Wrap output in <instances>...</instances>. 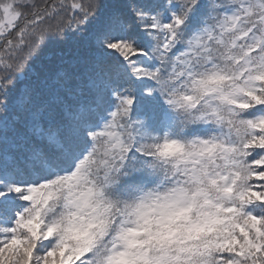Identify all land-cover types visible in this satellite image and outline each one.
I'll return each instance as SVG.
<instances>
[{"label": "snow or ice", "instance_id": "snow-or-ice-1", "mask_svg": "<svg viewBox=\"0 0 264 264\" xmlns=\"http://www.w3.org/2000/svg\"><path fill=\"white\" fill-rule=\"evenodd\" d=\"M0 264H264V0H0Z\"/></svg>", "mask_w": 264, "mask_h": 264}]
</instances>
